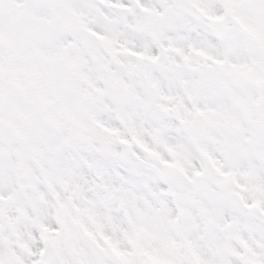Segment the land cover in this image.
<instances>
[{"label":"snow or ice","instance_id":"6c2138e0","mask_svg":"<svg viewBox=\"0 0 264 264\" xmlns=\"http://www.w3.org/2000/svg\"><path fill=\"white\" fill-rule=\"evenodd\" d=\"M0 264H264V0H0Z\"/></svg>","mask_w":264,"mask_h":264}]
</instances>
